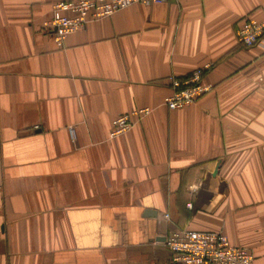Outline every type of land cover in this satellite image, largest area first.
Segmentation results:
<instances>
[{
    "label": "crops",
    "instance_id": "0c3cea01",
    "mask_svg": "<svg viewBox=\"0 0 264 264\" xmlns=\"http://www.w3.org/2000/svg\"><path fill=\"white\" fill-rule=\"evenodd\" d=\"M63 1L0 0V264H178L183 228L264 264V36H237L264 0L134 4L58 46ZM208 64L211 90L169 109L172 79Z\"/></svg>",
    "mask_w": 264,
    "mask_h": 264
},
{
    "label": "built area",
    "instance_id": "2783aa9c",
    "mask_svg": "<svg viewBox=\"0 0 264 264\" xmlns=\"http://www.w3.org/2000/svg\"><path fill=\"white\" fill-rule=\"evenodd\" d=\"M168 0H70L56 3L52 18L45 23L58 46L72 33L82 29L89 21L108 17L134 4L151 5ZM240 43L247 47L257 45L264 36V20L246 18L237 30ZM211 65L197 68L183 78H173V92L165 98L169 109H179L195 103L211 90L203 83L204 74ZM151 112L149 107L138 108L118 115L113 121L110 137L131 130ZM193 209V204H188ZM168 217V215H166ZM165 245L172 253V262L178 264H253L254 257L247 247L234 245L221 231L178 229L167 235Z\"/></svg>",
    "mask_w": 264,
    "mask_h": 264
},
{
    "label": "water",
    "instance_id": "95a60500",
    "mask_svg": "<svg viewBox=\"0 0 264 264\" xmlns=\"http://www.w3.org/2000/svg\"><path fill=\"white\" fill-rule=\"evenodd\" d=\"M217 172V171H216Z\"/></svg>",
    "mask_w": 264,
    "mask_h": 264
}]
</instances>
